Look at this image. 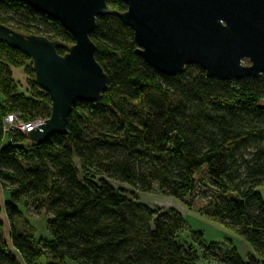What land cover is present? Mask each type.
Instances as JSON below:
<instances>
[{"label":"trees","instance_id":"16d2710c","mask_svg":"<svg viewBox=\"0 0 264 264\" xmlns=\"http://www.w3.org/2000/svg\"><path fill=\"white\" fill-rule=\"evenodd\" d=\"M108 5L116 13L127 10L119 0ZM0 24L60 41V55L74 44L59 22L24 3L0 0ZM91 40L108 75L107 91L96 104L77 103L68 134L42 145L5 132L15 109L26 122L48 119L51 99L36 83L33 98L9 93L10 65L29 59L0 43V183L8 194L11 245L24 263L199 264L198 252L178 240L182 215L152 210L108 181L187 204L205 171L217 190L212 217L236 230L254 253L246 262L231 245L218 258L264 264V197L258 193L264 186V75L219 81L196 66L176 77L161 75L136 55L133 31L116 15L99 17ZM23 210L47 214L48 238L36 239ZM2 232L0 220V264H19ZM217 246L204 245L203 257L218 256Z\"/></svg>","mask_w":264,"mask_h":264},{"label":"water","instance_id":"95a60500","mask_svg":"<svg viewBox=\"0 0 264 264\" xmlns=\"http://www.w3.org/2000/svg\"><path fill=\"white\" fill-rule=\"evenodd\" d=\"M4 1L24 3L56 20L74 39L60 55V41L0 24V43L31 61L36 85L51 99L50 117L27 134L32 145L66 136L77 103L96 104L107 91L108 75L91 40L99 17L116 15L130 28L136 55L161 75L176 77L190 66L219 81L264 75V0H119L127 7L122 13L108 0Z\"/></svg>","mask_w":264,"mask_h":264},{"label":"rangeland","instance_id":"374dc122","mask_svg":"<svg viewBox=\"0 0 264 264\" xmlns=\"http://www.w3.org/2000/svg\"><path fill=\"white\" fill-rule=\"evenodd\" d=\"M2 60L3 58H0V65H2ZM21 63L22 65L19 67L10 65V76L7 79L9 84V93L23 96L26 99L33 98V96H35L34 94H36L34 92L36 91L33 87L35 83V76L31 69L32 63L30 60L26 59H22ZM243 64L249 65V62L245 60ZM2 76L3 75H1L0 78H3ZM4 101L5 99L3 90L0 88V103H4ZM14 114H19L21 116L23 115L20 109H15L9 115ZM16 133L13 135L16 136ZM8 143L9 141L6 139L5 145ZM76 165L80 169L79 162L76 161ZM197 181V190L191 197L186 199L187 204L176 198L159 195L157 193H142L126 184H119L110 180L108 182L117 190H125L127 195H132L133 197L137 198L141 204L149 207L152 210L157 209L165 212L173 210L182 215L186 221V225L179 233L178 240L187 248H194L198 252L201 258L199 264H224L218 257L221 256L226 248L230 247L231 245L237 248L239 256L247 262L251 256L254 255L252 249L247 243L244 242L243 238L239 236L236 230L225 225L224 223L215 220L211 215L210 203L212 200H214L213 198L217 190L212 186L205 171H202L198 175ZM3 193L6 194V191L2 188L0 183V196H2ZM258 193L264 197V186L258 189ZM1 202L2 200H0V220H2L3 223V239L9 249L14 251L10 241L11 226L7 221L8 219L5 218L6 214L4 211V206L6 203ZM23 212L25 214L27 224L34 229L36 239L48 238L47 214L45 212L38 214H34L33 212L28 213L24 210ZM203 242H205V244ZM213 243L218 245L217 254L219 255H208L207 257H203V246ZM13 257L16 258L14 255ZM18 261L19 264H26L19 256ZM38 264H47V259L43 258Z\"/></svg>","mask_w":264,"mask_h":264},{"label":"built area","instance_id":"2783aa9c","mask_svg":"<svg viewBox=\"0 0 264 264\" xmlns=\"http://www.w3.org/2000/svg\"><path fill=\"white\" fill-rule=\"evenodd\" d=\"M42 120L35 121V122H26L22 119L21 115L14 114L9 115L6 118L5 122V132L6 133H22L27 136V134L42 124Z\"/></svg>","mask_w":264,"mask_h":264},{"label":"crops","instance_id":"0c3cea01","mask_svg":"<svg viewBox=\"0 0 264 264\" xmlns=\"http://www.w3.org/2000/svg\"><path fill=\"white\" fill-rule=\"evenodd\" d=\"M0 200H2V202L1 203H6V202H8V194L6 193V194H4L3 193V195L2 196H0ZM5 218L7 219V217L5 216ZM2 221V220H1ZM8 221V220H7ZM7 245V244H6ZM8 249H9V247H8ZM10 250V249H9ZM13 250H14V248H13ZM10 252H11V254L12 255H14V256H16V260L18 261V254H17V252L14 250V251H12V250H10ZM20 257V256H19ZM18 263H19V261H18Z\"/></svg>","mask_w":264,"mask_h":264}]
</instances>
